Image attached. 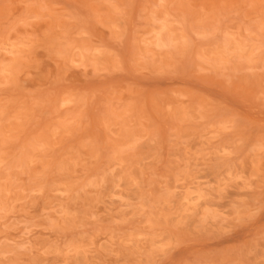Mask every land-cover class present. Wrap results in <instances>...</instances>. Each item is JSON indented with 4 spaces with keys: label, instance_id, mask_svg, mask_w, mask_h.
Segmentation results:
<instances>
[{
    "label": "rangeland",
    "instance_id": "1",
    "mask_svg": "<svg viewBox=\"0 0 264 264\" xmlns=\"http://www.w3.org/2000/svg\"><path fill=\"white\" fill-rule=\"evenodd\" d=\"M0 264H264V0H0Z\"/></svg>",
    "mask_w": 264,
    "mask_h": 264
}]
</instances>
